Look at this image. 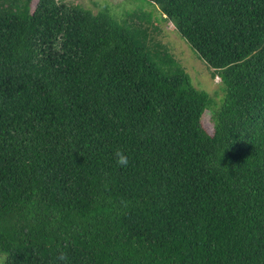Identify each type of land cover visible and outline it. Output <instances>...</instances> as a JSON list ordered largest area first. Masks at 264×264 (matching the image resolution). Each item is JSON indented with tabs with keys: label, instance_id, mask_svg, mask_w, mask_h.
<instances>
[{
	"label": "trees",
	"instance_id": "obj_1",
	"mask_svg": "<svg viewBox=\"0 0 264 264\" xmlns=\"http://www.w3.org/2000/svg\"><path fill=\"white\" fill-rule=\"evenodd\" d=\"M33 1L0 0L2 264H264V0H147L219 70L211 133L148 14Z\"/></svg>",
	"mask_w": 264,
	"mask_h": 264
},
{
	"label": "rangeland",
	"instance_id": "obj_2",
	"mask_svg": "<svg viewBox=\"0 0 264 264\" xmlns=\"http://www.w3.org/2000/svg\"><path fill=\"white\" fill-rule=\"evenodd\" d=\"M62 2L78 5L83 8L97 12L107 9L116 17H122L126 13L135 12L137 14H148L149 22H145L155 39L161 41L167 49L175 56L190 76L192 84L205 90L211 103L203 112L202 125L211 133L213 130L212 116L221 106L223 91L219 70L212 69L200 59L196 52L180 36L172 22L165 18L157 6L147 0H61ZM36 0L33 1V4ZM4 255L0 254V264Z\"/></svg>",
	"mask_w": 264,
	"mask_h": 264
},
{
	"label": "clouds",
	"instance_id": "obj_3",
	"mask_svg": "<svg viewBox=\"0 0 264 264\" xmlns=\"http://www.w3.org/2000/svg\"><path fill=\"white\" fill-rule=\"evenodd\" d=\"M115 156H116V162L118 165H120L121 167L128 166L129 158L122 150H117L115 153ZM58 259L62 262H66L68 259L67 254L64 252H61L58 256Z\"/></svg>",
	"mask_w": 264,
	"mask_h": 264
}]
</instances>
